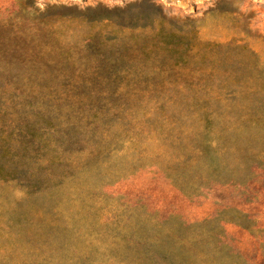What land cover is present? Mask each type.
<instances>
[{"label":"rangeland","instance_id":"1","mask_svg":"<svg viewBox=\"0 0 264 264\" xmlns=\"http://www.w3.org/2000/svg\"><path fill=\"white\" fill-rule=\"evenodd\" d=\"M0 264H264V0H0Z\"/></svg>","mask_w":264,"mask_h":264}]
</instances>
